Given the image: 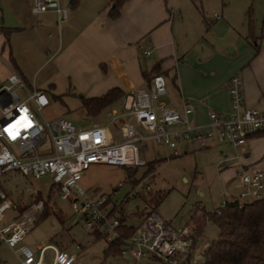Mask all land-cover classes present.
I'll list each match as a JSON object with an SVG mask.
<instances>
[{
    "label": "built area",
    "instance_id": "built-area-1",
    "mask_svg": "<svg viewBox=\"0 0 264 264\" xmlns=\"http://www.w3.org/2000/svg\"><path fill=\"white\" fill-rule=\"evenodd\" d=\"M48 10H54L59 21L67 16V10L58 0L33 1L34 13ZM227 88L228 116L224 118L217 111L209 110V122L198 125L190 120L193 112L190 105L184 104L179 111L160 100L166 93V83L162 74H155L147 88L124 95L118 107L107 111V124L95 122L82 129L64 117L46 116L43 111L50 103L46 92L28 85L9 67L6 76L0 75V176L10 170L34 179L49 176L58 186L61 199L71 201L82 225L90 232L105 235L110 242L120 235V220L106 207V196L90 193L81 185L83 171L92 164L145 166L147 161L141 153L148 142L166 145L171 150L170 156H179V140L205 148L209 140L216 139L237 147L250 136L264 133V111L245 104L238 74L229 78ZM136 124L147 133H141ZM221 165L227 167L228 158ZM237 175L234 185L237 190L223 197L214 209L216 213L230 200L243 204L264 195L263 169L241 167ZM43 207L42 199L32 201L19 215L4 222V213L15 206L0 182V244L13 250L19 264H46L44 254L48 249L54 251L51 264H80L76 255L53 244L38 245L36 253L22 243L37 223ZM194 244L191 231L175 230L154 210L139 218L121 249L122 253L146 264H152L150 260L158 264H201L206 246L198 251Z\"/></svg>",
    "mask_w": 264,
    "mask_h": 264
},
{
    "label": "crops",
    "instance_id": "crops-1",
    "mask_svg": "<svg viewBox=\"0 0 264 264\" xmlns=\"http://www.w3.org/2000/svg\"><path fill=\"white\" fill-rule=\"evenodd\" d=\"M33 1H14L25 15L23 24L7 26V74L13 68L28 82L26 75L51 62L80 96L93 97L113 87L132 94L160 73L166 83L160 100L179 111L190 105V120L204 126L209 110L228 116L227 83L238 74L245 104L264 111V26L252 20L243 2L233 6L212 0L209 20L193 0H126L115 18L108 14L112 0H69V10L61 5L67 16L59 21L54 10L34 13ZM235 148L236 161L230 165L252 168L264 151V135L256 133Z\"/></svg>",
    "mask_w": 264,
    "mask_h": 264
},
{
    "label": "rangeland",
    "instance_id": "rangeland-1",
    "mask_svg": "<svg viewBox=\"0 0 264 264\" xmlns=\"http://www.w3.org/2000/svg\"><path fill=\"white\" fill-rule=\"evenodd\" d=\"M14 1L0 0V75L3 77L7 75L5 62L9 64L10 52L7 26L23 24L21 14L25 15V10L23 13L19 11L20 8ZM211 1L193 0L192 5L202 11L205 18L211 20L214 9ZM227 1L233 6L243 2L248 7L252 20L254 19L259 27L264 26V0ZM60 2V5L69 10V0H66V3ZM57 72L50 62L35 74L26 75L30 84L47 90L50 103L43 113L48 117H64L77 128L82 129L91 127L95 122L107 124L109 121L106 116L107 111L118 107L119 102L105 107L96 116L87 115L82 108L81 93L72 86L69 79ZM28 82L26 81L27 84ZM136 127L141 133H147L138 124ZM177 146L181 149V155L170 156L171 150L166 145L148 142L141 157L151 161L156 157L155 153H158L163 159L150 172H147V166H140L129 177L128 170L124 167L92 164L83 171L80 183L90 193L106 196L108 198L106 207L112 210L116 205L115 215L124 216L126 224H137L138 213L151 210L152 205L148 204L149 198L161 195L163 198L155 207L158 215L175 230L187 228L191 231V217L195 212L201 209L213 211L226 195L224 190H232L237 183V172L241 167L230 164L236 161L235 157L239 149L227 143H219L216 139L211 140L210 148H201L198 144L192 145L187 140H179ZM224 158H228L227 167L221 165ZM252 166L253 169L264 170V151L260 155L259 163ZM230 169H233L234 173L228 177ZM0 182L2 190L15 206L4 213V222L10 221L17 215L19 209L23 206L27 207L37 196L48 203L49 215L38 219L22 240V243L34 252H38V245L53 244L76 255L80 264L147 263L144 260H134L128 253L104 256L106 239L95 240L90 234L92 232L82 225L81 217L73 211L71 201L61 199L58 186L52 183L49 176L34 179L10 170L0 176ZM217 234V226L210 220L206 221L202 232L192 237L195 249L202 250L217 238ZM53 252L52 249L45 252L46 264H51ZM150 261L152 264H158L155 260ZM19 263V258L13 250L1 243L0 264Z\"/></svg>",
    "mask_w": 264,
    "mask_h": 264
},
{
    "label": "trees",
    "instance_id": "trees-1",
    "mask_svg": "<svg viewBox=\"0 0 264 264\" xmlns=\"http://www.w3.org/2000/svg\"><path fill=\"white\" fill-rule=\"evenodd\" d=\"M76 0H71L74 4ZM126 0H112L113 5L109 7L108 14L115 18L119 9ZM160 74V73H155ZM154 74V75H155ZM153 76V75H152ZM151 79V78H150ZM149 79V81H150ZM148 81V82H149ZM124 96L119 87L110 88L99 96H80L82 108L87 115L96 116L105 107ZM161 158L147 161V172L152 171ZM128 170L129 177L138 169V166L124 167ZM132 181V180H131ZM163 197L155 195L150 197L148 204L152 205L150 211H154ZM41 199L36 197L34 201ZM44 201V200H43ZM48 203L44 201V207L38 219L49 215ZM26 206L18 210L19 215ZM116 205L113 206L111 214H115ZM146 211L138 213L139 218L149 213ZM200 212V214H198ZM195 212L191 217V236H197L202 232L206 221H212L218 228L217 238L206 246L203 251L201 264H264V195L251 202L239 204L237 201H228L219 213L215 210L208 212L204 209ZM137 214V215H138ZM16 215V216H17ZM120 220V235L114 240L107 242L104 256H119L122 254L121 244L125 237L129 236L135 228V224H126L124 216H118ZM37 219V221H38ZM96 239L105 238L98 231L90 233Z\"/></svg>",
    "mask_w": 264,
    "mask_h": 264
}]
</instances>
